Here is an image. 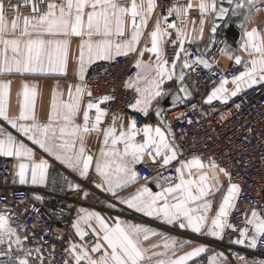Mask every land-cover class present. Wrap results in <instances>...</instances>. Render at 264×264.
Wrapping results in <instances>:
<instances>
[{
    "label": "snow or ice",
    "instance_id": "1",
    "mask_svg": "<svg viewBox=\"0 0 264 264\" xmlns=\"http://www.w3.org/2000/svg\"><path fill=\"white\" fill-rule=\"evenodd\" d=\"M27 3V0H25ZM257 0H241L237 8L249 7V13L244 17L241 28V42L239 49L249 59L244 60L240 55L229 54L227 49H221V54L242 65L243 69L231 79L234 86L229 90L225 86L229 83L226 78H221L219 86L215 87L207 96L206 103L220 100L226 103L229 97L236 96L243 88H251L257 84H264V34L258 27L246 30V23L251 19V9ZM264 3V0H260ZM231 4L232 0H228ZM38 4H46V8ZM156 5L154 0H130L127 6H121L118 0H38L33 3L31 17H21L8 21L6 19L5 5L0 2V74H25L60 72L66 70L68 61L69 37H80L78 71L75 73L81 83L67 88V100L58 98L62 93L53 91L51 98V111L47 123L37 122L34 110L36 98L35 88L23 86L24 102L20 105L19 115L10 117L6 110V97L9 85L0 84V121L10 125L19 133L13 135L10 130L0 127V157H11L17 160V175L21 185L29 182L33 185H43L49 178V161L43 154L51 157L58 166L68 172L61 179L69 183L74 190L79 191V184L71 183L69 175L82 180H90L94 174L99 179L96 187L111 195L112 199L120 196V192L135 182H139V175L135 170L138 164L143 163L147 155L154 164L167 167L172 162L179 166L175 168L176 178H166L167 186L157 183L160 191L153 192L147 186H141L135 193L127 197H120L119 203L146 217L155 218L163 223L177 225L181 229H190L198 235L220 237L226 228L232 227L227 222L230 210L235 207V200L240 192L236 184L231 183V174L220 167L214 160L205 164L201 158H184L181 146L177 144L171 125L163 119V113L156 111L157 125L146 124L143 128L137 127L136 120H130L125 126L119 123L120 118L112 116L111 126L104 128L102 123L107 113L101 105L110 102L109 96H103L98 101H92L91 92H85V73L97 61H112L116 57L145 52L155 57V62L144 63L137 59L135 67L140 71L135 81L137 98L129 107L150 115V108L154 100L163 98L162 85L165 80L185 79L183 71L175 73L177 62L183 54L182 68L189 69L202 65L210 69L212 65L207 59L198 55L194 60H189L185 52V41L193 42V35L185 28L169 22V17L175 13L181 24H187L185 17L192 8L189 2L186 7H171L168 16H158L154 29L148 33L151 47L140 49L143 29L152 18ZM201 14L200 32H203L206 12H217L215 3H206L201 0L198 5ZM256 12L261 9L256 8ZM228 12L227 8H220L218 15L222 18ZM130 21V24L127 23ZM163 21V24H162ZM127 27V35H126ZM175 31V38L166 40ZM215 27L212 31L215 32ZM87 37V39H84ZM172 43L178 45L174 57L171 59V69L168 68L169 59L165 58L164 45ZM154 73V75H153ZM141 83L144 84L141 87ZM74 88V91H73ZM185 98L188 96L187 88L180 87ZM87 104L81 108L83 100ZM180 100L179 96L173 97V102ZM94 110V118L90 113ZM82 111V123H77V116ZM176 119H180L177 117ZM27 122V123H26ZM95 134L99 140L102 137V146L97 153H92L88 148V138ZM143 137L142 142H137V137ZM22 138V139H21ZM31 145L37 146L38 153ZM122 145L121 147H119ZM37 157H39L37 162ZM162 161V163H160ZM195 170V179L189 177ZM227 177L228 187L220 185L218 176ZM178 181V182H177ZM148 178H145L147 184ZM217 193L221 196V203L215 216L210 219L208 213L213 209V203L207 199ZM85 195H87L85 193ZM171 198V199H170ZM112 206V205H110ZM95 220L97 228L91 235L95 238L89 246L71 243L66 253L71 259H66L64 264H151V257L147 256L146 249L142 247V240L146 241L150 235H158L150 228L140 224L126 223L119 219L107 222L101 215L89 212L78 218L73 223L75 234L81 240L89 233L81 228V224L91 226ZM210 220V223H209ZM243 229L232 228L238 232L235 244L246 245L255 249L258 243L264 242V208L250 212L246 217ZM22 227V226H19ZM163 247L175 256L177 243L183 247L188 241L168 240L164 238ZM27 237L22 236L18 227H13L7 215L0 214V245H6L5 250H0V255H7L9 264H34L29 259L33 253H40L41 248L31 249L26 246ZM102 241V243L100 242ZM159 247V245H154ZM23 254L24 258H13V249ZM90 249V250H89ZM206 249L196 246L191 251L175 259L168 258L156 261V264H195V258L200 257ZM154 256L163 255L154 252ZM36 260L43 257L37 255ZM241 264H248L244 256L238 257ZM208 264H228L218 257H210ZM253 264H264V261H254Z\"/></svg>",
    "mask_w": 264,
    "mask_h": 264
},
{
    "label": "built area",
    "instance_id": "2",
    "mask_svg": "<svg viewBox=\"0 0 264 264\" xmlns=\"http://www.w3.org/2000/svg\"><path fill=\"white\" fill-rule=\"evenodd\" d=\"M186 0H154L157 11H165L171 7H180ZM5 5L6 19L17 17H31L33 3L38 0H0ZM59 3V0H56ZM46 8V4H38ZM166 40L173 39L171 36ZM228 43L226 36L218 32L216 41L207 55H201L199 49L188 45L185 52L189 60L198 55L207 59L212 67L203 68L196 65L185 69L191 82L187 85L192 99L182 102L166 110V121L171 125L174 138L184 158L199 157L202 161L214 160L220 167L231 174V183L236 184L240 192L235 200V207L230 210L227 222L232 227L226 228L217 240H205L181 234L184 241L198 242L207 247L206 253L218 251L224 253L231 264H241L238 259L244 256L248 264L254 261H264V242L258 243L255 249L246 245L235 244L238 232L246 225V217L250 218L253 209L264 208V84L251 87L226 103L213 100L206 103L207 96L219 86L221 78L231 81L239 74L242 65H236L230 60L227 65L220 66L218 60L222 57L221 49ZM165 58L169 59L168 68L171 69V59L174 57L178 45L166 43L164 45ZM183 54H182V56ZM135 58L132 56L116 57L112 61H103L92 64L85 73V92H91V100L98 101L103 96H109L110 102L101 105L107 113L102 127L111 126L112 116L120 118L118 122L136 120L137 127L143 128L146 124L156 126L157 118L150 112L149 116L131 110L129 105L137 98L134 88L127 83L137 74ZM180 69V60L175 69ZM165 91L177 89L175 79L167 81ZM88 102V99L85 98ZM94 118V110L90 113ZM180 117V119H176ZM143 137L138 136L137 140ZM179 165L174 161L167 167L138 164L135 168L139 181L145 183L157 179L166 183V178L175 179V168ZM68 172L56 163L49 169V178L43 188L31 190L22 187L14 172L11 159L0 157V214L7 215L10 224L18 227L22 236L27 237V248H41L40 253H33L29 259L34 264H41L36 260L37 255L43 257L42 264H64L70 259L66 249L74 239L73 223L78 220V208L82 205V191L68 192L67 182L61 177ZM69 181L71 176L69 175ZM22 226V227H19ZM95 238L88 234L82 242L91 245ZM6 245H0L5 250ZM13 258H24L23 254L13 249ZM199 260L195 264H203ZM0 264H9L7 255H0Z\"/></svg>",
    "mask_w": 264,
    "mask_h": 264
},
{
    "label": "crops",
    "instance_id": "3",
    "mask_svg": "<svg viewBox=\"0 0 264 264\" xmlns=\"http://www.w3.org/2000/svg\"><path fill=\"white\" fill-rule=\"evenodd\" d=\"M118 2L120 3L121 6H127L130 0H118ZM189 2L192 3V8L188 10L187 16L185 17L187 24L186 25L181 24L180 19L177 18L175 13H173L169 17V22L175 23L177 24L178 27L185 28L187 32L192 33L194 37L193 42L189 43L186 40L185 48H187L188 45L193 44L199 49L200 54L203 56V51L209 43V30H210L212 17L215 12H212L211 10H209L208 12L204 14L203 32L201 33L200 32L201 25L199 22L202 17L199 12V8H198V5L201 2V0H186L184 1V3H182L180 7H186ZM205 2L209 4L215 3L217 7L218 0H205ZM240 2L241 0L234 1V4L230 10V13L226 21L224 22L223 26L221 27L220 32L221 34L226 36L228 40V43L225 47L228 53L240 55L242 59L247 60L249 59V57L243 51L239 49V44L241 42V28L239 27V25L244 23V17L246 14L249 13V7L246 6L244 8L238 9L236 6H237V3H240ZM256 8L261 9V11L256 12L255 10ZM158 16L160 17L168 16V10L157 11L156 9H154L152 18L149 20L147 26L143 29V35L141 37V42L138 46L140 49H144L145 47H151L150 37L148 36V33L154 29L155 20ZM16 18L17 17L8 18L7 20L11 21ZM127 23L130 24V21H127ZM21 24H22V18H21ZM162 24H163V21H162ZM245 27H246V30L248 31H251L252 28L254 27H258V29L262 31V34H264V3L260 2V0H257L255 7L251 9V19L246 23ZM168 31L171 33V37L174 39L175 31L173 29H168ZM126 35H127V27H126ZM67 39L69 42V48H68V61H67L65 72L63 73L45 72V73H25V74H17V73L0 74V84L9 85L8 94L6 97V110L10 117L14 118L19 115L20 105L24 102V97L22 94L24 85H28L30 89L33 87L35 88L36 98H35L34 110L32 114L35 115L37 122L43 124V123H47L48 116L51 111L50 106H51V98H52L53 91L57 93H62L63 95L58 98L67 100L68 98L67 88L69 86H73L75 84L81 83L78 79V76L75 73L78 71L77 61H78V56H79V46L82 43V41L80 37H69ZM84 39H87V37H85ZM128 56L134 57L135 62L137 59L142 60L144 63H149L150 59H151V62L153 63L155 62V57L152 56L148 52H145L142 57L139 56L138 54H129ZM182 61H183V57H181L180 59V69L175 71L176 74H179L180 70L184 69L182 68ZM229 61L230 60L228 59V56L222 55V57H220L218 60V64L220 66H225L228 64ZM98 62H103V61H97L96 63ZM139 71L140 70L138 69L137 73ZM136 78H137V74L132 80H130L127 83L130 87L134 89L136 87V84H135ZM173 78L175 79V75ZM167 81L168 80H165V83ZM175 82H176V79H175ZM165 83L162 85V89L164 91L163 98L162 99L158 98L159 103H157V101L154 100L150 108V112L154 113L155 116H156V111L160 107L162 101L173 92L171 90L165 91V87H164ZM140 86L143 87L144 84L141 83ZM225 87L228 88L229 90H232L234 88V86L231 84V81H229V83ZM247 89L249 88L245 87L239 93ZM73 91H74V88H73ZM230 98L232 97H229V99ZM133 103H135V101ZM86 104H87V101L84 99L82 102L81 108L83 109V107ZM163 119L165 120V122H167L166 121V110L163 112ZM128 122L129 121H125L123 123V125L125 126V129L127 127ZM77 123H82V111L77 116ZM0 127L7 128L8 130L12 132L13 135H16L19 137V133H17L15 129H11L10 125H7L5 122L0 121ZM137 142H142V140H139V141L137 140ZM28 143H29V146L33 147L38 153L40 152L37 146L31 145V142H28ZM101 146H102V137H100V139L98 140L97 136L93 134L92 136L88 138V148L90 149L92 153L98 154V149ZM119 147H121L122 149L123 146L120 145ZM7 158L12 160L13 166H14V172L19 180V177L17 175V171H18L17 160L11 157H7ZM43 158L47 159L50 165L52 163L58 164V162H54L52 158L48 157L46 154H43ZM38 159L39 157H37V162H38ZM203 162L205 164L208 163L205 161ZM143 163L150 164V165H160V164H154L152 159L148 157L147 155L143 157ZM160 163H162V161ZM92 171H93V176L90 180H82L79 177H73L70 175L71 176L70 182L79 184L80 186L79 191H82V205L80 208H78V211H77L78 217L85 215L89 212H95L101 215L109 223H112V221L119 219L126 223L140 224V225H143L144 227L150 228L153 232L157 233L158 235H150L148 240L146 241L142 240V247L146 249L147 256L151 257V264H156V261L158 260H164L168 258L175 259L181 255H184L188 251H191L196 246H203L207 251V247L205 245L200 244L198 242H192L180 248L176 247L175 256H173L170 251L164 249L163 247V244L165 242L164 238H167L169 241L176 240L180 242V241H184V239L181 237V234H186V235L195 236V237H202L205 240L211 241V240H217L222 236V234L220 237H212L210 235L194 234L191 232L190 229H181L178 226V224L170 225V224L163 223L160 220H157L155 218L146 217L142 213L135 212L134 210L127 208L126 205L118 202L120 197H127L130 193H135V191L141 186H147L151 191L155 193L161 190V188L157 187V183H159L161 186H167L166 183L159 181L157 179H153L147 182V184L142 183L140 181L135 182L132 185L128 186L125 190L121 191L120 196L114 200L111 198L110 194L96 187V184L99 183V179L98 177L95 176L94 169ZM185 178L195 179L196 178L195 170H193V175L191 177H189L188 173L186 172ZM218 180H219L220 185L224 187L225 192H226V189L228 187L227 177H225L223 174H220L218 176ZM45 184L33 185L31 184L30 177H29L28 183L23 184V185L20 184V185L22 187H25L31 190H39L43 188ZM66 189L68 192L77 191L71 188L69 186V183L66 185ZM85 193L87 195H85ZM223 194L224 193H217L216 195L207 197V199L213 203V209L209 211L208 213L210 219L215 216V212L218 210L219 204L221 203V196ZM209 223H210V220H209ZM90 224H91L90 227L84 224H81L80 226L82 229H85L90 235L93 229H96L97 231H99L95 220H92ZM74 239L76 240V244L78 245L84 244L82 240L78 236H76L75 232H74ZM100 242L102 243V241ZM154 245H159V247H154ZM206 251L202 253L200 257L195 258V262L202 259V261H204L203 264H208L210 257H218V259H223L227 261L228 264H231V262L224 255V253L218 252V251L206 253ZM154 252H159V253H162L163 255L154 256L153 255ZM189 264H193V262L190 261Z\"/></svg>",
    "mask_w": 264,
    "mask_h": 264
},
{
    "label": "water",
    "instance_id": "4",
    "mask_svg": "<svg viewBox=\"0 0 264 264\" xmlns=\"http://www.w3.org/2000/svg\"><path fill=\"white\" fill-rule=\"evenodd\" d=\"M234 1L235 0H232V3L229 4L228 3V0H218V3H217V12L214 13L213 17H212V21H211V25H210V30H209V43L207 45V47L204 49L203 51V55H207L215 41H216V38H217V35H218V32L220 31L221 27L223 26L224 22L226 21L229 13H230V10L234 4ZM220 8H227L228 9V12L221 18L217 13L219 11ZM215 27V32L212 31V28ZM183 71L184 73V76H185V79L183 81H178L176 80V85H177V89L175 91H173L168 97H166L160 107H159V110L163 113L165 110L169 109V108H172L182 102H188L192 99V95L191 93L189 92L188 88H187V85L191 82V79L189 77H186V73H185V69H181L180 72ZM179 72V73H180ZM180 87H184V88H187L188 90V96L187 98H185V95L183 92H181L179 89ZM174 96H179L180 97V100L176 101V102H173V97ZM158 119V117H157ZM186 245V244H185ZM177 248H180V244H177L176 245Z\"/></svg>",
    "mask_w": 264,
    "mask_h": 264
}]
</instances>
